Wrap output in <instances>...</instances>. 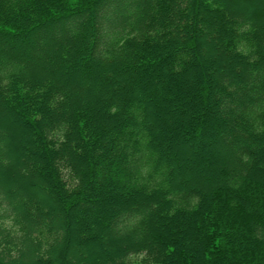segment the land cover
Returning <instances> with one entry per match:
<instances>
[{"label":"trees","instance_id":"obj_1","mask_svg":"<svg viewBox=\"0 0 264 264\" xmlns=\"http://www.w3.org/2000/svg\"><path fill=\"white\" fill-rule=\"evenodd\" d=\"M254 2L0 0V264H264Z\"/></svg>","mask_w":264,"mask_h":264},{"label":"rangeland","instance_id":"obj_2","mask_svg":"<svg viewBox=\"0 0 264 264\" xmlns=\"http://www.w3.org/2000/svg\"><path fill=\"white\" fill-rule=\"evenodd\" d=\"M255 1V0H254ZM253 0H248V4L250 3V4H255L256 2H254ZM261 1V0H260ZM262 2H263V4H264V0H262ZM243 5V4H242ZM10 219H5L4 220V224L5 225H10V221H9Z\"/></svg>","mask_w":264,"mask_h":264}]
</instances>
